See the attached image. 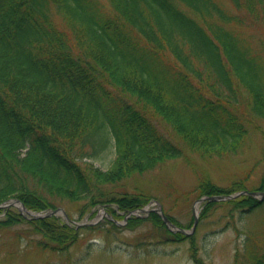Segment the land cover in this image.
Here are the masks:
<instances>
[{
  "label": "trees",
  "instance_id": "16d2710c",
  "mask_svg": "<svg viewBox=\"0 0 264 264\" xmlns=\"http://www.w3.org/2000/svg\"><path fill=\"white\" fill-rule=\"evenodd\" d=\"M229 1L234 10L221 0H0V203L17 198L42 211L67 202L79 218L102 205L122 219L152 198L145 188L122 189L125 180L187 151L213 157L242 147L264 120V38L255 46L238 27L264 29V0ZM110 146L103 169L94 161ZM247 179L222 187L202 174L184 197L231 194ZM260 180L247 189L263 190ZM263 200L205 201L199 217ZM0 211V231L25 224L41 236L28 244L37 252L66 251L95 228ZM145 222L148 241L137 245L188 239L193 261L204 264L194 234L170 230L154 211L130 215L124 227ZM258 244L247 245L248 264H264Z\"/></svg>",
  "mask_w": 264,
  "mask_h": 264
},
{
  "label": "rangeland",
  "instance_id": "374dc122",
  "mask_svg": "<svg viewBox=\"0 0 264 264\" xmlns=\"http://www.w3.org/2000/svg\"><path fill=\"white\" fill-rule=\"evenodd\" d=\"M221 1L233 9L229 0ZM238 29L245 35L250 34L253 40L251 42L255 46L258 38H264V29L256 22ZM257 123L258 129H252L244 145L235 153L202 157L187 151L185 157L167 160L153 170L125 180L122 189H147L152 195L148 208H156L160 204L166 215L173 217L189 232L193 218L192 209L198 197L191 193L185 199L184 195L194 188L199 176L206 174L216 185L226 187L233 179L248 173L247 188L261 184L260 177L264 174V138L260 129L264 130V120H257ZM113 156V146H110L94 162L105 169ZM117 189L120 190L121 187ZM200 203L197 204L199 216L202 209ZM111 206L115 207V204ZM101 207L104 206L97 205L79 218L77 205L67 202L57 204L56 208H61L69 219L80 223L90 222L89 225L95 226L92 230H82L78 241L63 252L33 250L29 245L32 240L41 236L30 229L27 231L25 224H16L0 231V264H195L188 239L157 243L153 237L150 242L137 245L139 240L148 241L144 235L151 229V223L145 222L130 230L124 227L123 220L119 218V230L109 231L110 224L105 210ZM210 210L211 213L198 218L191 232L197 245V257L204 264H248L244 257L247 245L264 244V200L250 211L242 212L227 205L216 206ZM49 211L50 209L40 213ZM137 214L145 217L146 213L142 211ZM2 215L0 211V218ZM54 215L70 223V220L64 219L62 211H57ZM19 232H24L25 235L17 239L15 234ZM15 248L17 251L12 258L13 255L9 256L8 251L14 252Z\"/></svg>",
  "mask_w": 264,
  "mask_h": 264
},
{
  "label": "water",
  "instance_id": "95a60500",
  "mask_svg": "<svg viewBox=\"0 0 264 264\" xmlns=\"http://www.w3.org/2000/svg\"><path fill=\"white\" fill-rule=\"evenodd\" d=\"M241 193H247V194H249V195H252V196H254V197H258L260 200L261 199H263V197H264V191H247V190H242V191H239V192H237V193H235V194H232V195H225V196H221V195H212V196H204V197H200V198H198L196 201H195V204L196 203H198V202H200V201H202V200H219V199H228V198H231V197H234V196H236V195H238V194H241ZM8 203L9 204H14V205H18V208L20 209V210H23V211H27V212H29L32 216H34V217H37V216H42V215H37V214H35V213H33V212H31V211H28L24 206H23V204L19 201V200H17V199H14V200H10V201H8ZM60 210H62V209H60ZM140 210H147L146 208H142V209H140ZM152 210H154V211H157L158 212V214H160V216L163 218V220L170 226V227H172L174 230H178V231H180V232H182V233H185V234H190L191 232H192V230H194V228H195V225H196V223H197V212H196V210H195V207L193 208V224H192V227H191V230L188 232V231H186L185 229H183V228H180V227H177V226H175L167 217H166V215L162 212V210L161 209H158V210H155V209H152ZM56 210H53V211H51L50 213H48V214H51V213H53V212H55ZM64 213V212H63ZM64 215H65V217H67V215L64 213Z\"/></svg>",
  "mask_w": 264,
  "mask_h": 264
}]
</instances>
